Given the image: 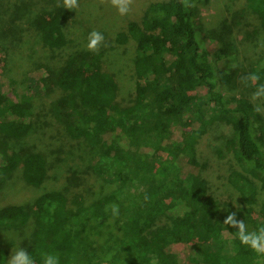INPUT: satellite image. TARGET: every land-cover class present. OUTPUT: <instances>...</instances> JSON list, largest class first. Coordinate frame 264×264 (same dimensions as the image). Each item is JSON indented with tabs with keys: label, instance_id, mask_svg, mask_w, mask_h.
I'll list each match as a JSON object with an SVG mask.
<instances>
[{
	"label": "trees",
	"instance_id": "trees-1",
	"mask_svg": "<svg viewBox=\"0 0 264 264\" xmlns=\"http://www.w3.org/2000/svg\"><path fill=\"white\" fill-rule=\"evenodd\" d=\"M200 2L187 0L191 7L183 0L151 2L117 32V43L135 41L137 78L128 102L118 99L119 84L103 68L101 51L74 50L59 67L37 68L34 79L1 76V134L27 136L33 99L61 89L51 103L54 119L69 137L90 148L91 170L115 185L90 202L75 194L71 204L66 191L56 189L40 194L33 205L2 203L1 228L32 222L33 244L27 252L35 264H42L43 253L58 256L59 264H264V255L242 245L236 229L223 224L222 204L209 193L202 165L162 158L173 153L197 159L200 139L215 133L214 127L218 133L210 141L216 153L224 158L231 151L236 159L227 179L242 204L228 213L235 212L250 231L264 225V199L257 218L248 215L258 204V189L264 191V117L249 98L225 90L241 69L238 47L227 20L220 31L205 27ZM246 8L257 18L247 38L252 32L264 35V0H246ZM69 14L53 7L33 15L45 46L67 44L62 23ZM249 73L259 74L258 83L264 84V50ZM194 90L202 94L192 97ZM221 125L226 132L218 129ZM17 169L32 186L48 176L44 154H21L0 141V190ZM113 204L119 206L115 217ZM188 234L199 239L187 244ZM177 244L186 245L183 256L173 249ZM11 253L0 247V264Z\"/></svg>",
	"mask_w": 264,
	"mask_h": 264
},
{
	"label": "rangeland",
	"instance_id": "rangeland-1",
	"mask_svg": "<svg viewBox=\"0 0 264 264\" xmlns=\"http://www.w3.org/2000/svg\"><path fill=\"white\" fill-rule=\"evenodd\" d=\"M154 1L161 0H133L130 12L122 16L109 0H78L79 6L72 10L60 6L61 0H0V80L6 76L18 80L27 76L34 79L38 76L39 71L36 70L40 66L59 67L68 53L86 49L88 34L96 30L104 36V42L98 49L103 52V68L114 74L119 84L118 99L128 102L133 96L137 78L133 67L135 41L130 39L125 44H119L115 37L129 20L138 19L145 7ZM53 7H61L70 13L62 23L67 44L61 49L45 46L31 22L35 13ZM199 7L206 28L220 31L225 28L224 21H228L227 32L238 47L241 69L233 84L224 85L225 90L228 94H243L249 98L264 117V99L253 101L251 97L255 88L252 84L245 86L240 81L242 76L249 74L252 62L264 50L262 32H252L250 38L246 35L255 29L257 18L246 8V0H202ZM12 19H17V24ZM237 20L244 24L232 23ZM11 28H18V33H12ZM62 93L61 89L55 88L33 99L34 117L27 136L15 139L0 133V141H6L21 154L38 151L45 155L48 162V176L39 186L28 184L20 170L13 172L0 190V205L6 201L33 205L40 194L56 189L65 190L71 204L75 194H81L85 202H90L114 189V184L104 182L91 170L90 148L82 140L69 137L63 125L54 119L50 110L51 103ZM201 94L199 90L190 92L192 97ZM212 128L215 133L208 131L199 141L197 159L173 153H164L162 158L175 159L181 164L192 161L202 165L201 175L208 181L209 193L222 204L221 211L226 217L228 210H235L242 204L237 191L227 179L229 171L236 166V159L231 151L225 152L224 158L219 157L210 141L218 133L217 129ZM218 129L221 132L227 131L222 125ZM263 199L264 191L259 188L258 204L248 213L250 219L257 218L259 204ZM32 229V222L16 229L0 227V247L12 251L18 247L27 251L33 244ZM197 238L188 234L185 240L190 244ZM185 246L177 244L173 249L182 255Z\"/></svg>",
	"mask_w": 264,
	"mask_h": 264
},
{
	"label": "clouds",
	"instance_id": "clouds-1",
	"mask_svg": "<svg viewBox=\"0 0 264 264\" xmlns=\"http://www.w3.org/2000/svg\"><path fill=\"white\" fill-rule=\"evenodd\" d=\"M133 0H109V3L117 10L120 15H127L131 10ZM186 7H191L187 3V0H183ZM63 8L72 10L77 8L78 0H61ZM104 42V36L101 32L93 30L88 34L87 43L85 47L89 51H98L101 44ZM261 77L257 73H249L240 78V81L245 86L250 84H255V89L252 92V100L264 99V84L258 83ZM259 111V108L256 109ZM108 209L106 208V211ZM112 215L115 217L119 215V206L111 205ZM224 225H228L236 229V238L242 245H246L253 252L258 255H264V225L257 227L254 230H249L248 226L243 220L236 218L235 212H229L223 220ZM111 257H109L110 259ZM7 264H35L33 257L23 248H16L12 251L10 257L7 259ZM42 264H59V258L55 254L43 253L42 254Z\"/></svg>",
	"mask_w": 264,
	"mask_h": 264
}]
</instances>
